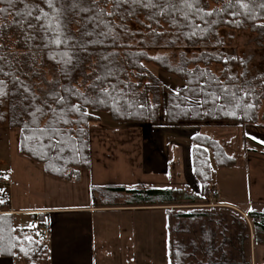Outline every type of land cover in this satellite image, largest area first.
<instances>
[{
  "label": "trees",
  "instance_id": "1",
  "mask_svg": "<svg viewBox=\"0 0 264 264\" xmlns=\"http://www.w3.org/2000/svg\"><path fill=\"white\" fill-rule=\"evenodd\" d=\"M70 3L71 0H60L56 8L62 10L61 18L68 22L66 32L74 39L67 45L57 46L49 43L55 39L54 32H48L45 39L42 31L34 32L27 27L31 18L24 15L33 4H39L50 16L54 9H48L42 0H13L12 3L0 0V8L6 9L0 13V45H3L0 56L5 57L0 66L9 73L0 72L7 93L0 100V128L17 130L20 154L42 165L49 177L74 183L81 180L84 172L90 171L92 130L102 122V114L109 115L119 125L180 128L220 124L242 129L264 128V68L253 76L249 70L250 61L225 53L203 52L189 57L183 52L175 63L168 56L153 57L148 52L176 49L178 44H183L186 50L200 49L219 40L225 31H249L263 38L264 9L252 6L249 11L235 3L228 7L227 0H202V7L216 11L213 16L201 20L199 15L193 14V9L189 21L206 31L198 29L197 34L189 38L185 33H191L193 28L181 27L186 23L183 12L148 18L160 11L164 0H158L155 8L122 6L116 14L100 17L111 27V32L104 24L96 27L88 22L89 17L97 15L96 11L80 12L70 8ZM90 6V0H80V7ZM100 8L107 12L113 5L101 0ZM129 11L134 14L128 15ZM18 12L21 15L18 16ZM36 14L33 10V15ZM140 18L153 37L150 42L143 40V33L130 27ZM172 19L178 20L179 24H171ZM205 20L215 23H205ZM164 27L169 31L161 32ZM85 29L92 35H85ZM100 32L108 35H100ZM33 35L36 38L30 40ZM170 35L173 39L168 40L167 45H161ZM63 52L72 57L67 65L64 60L68 57L60 55ZM109 53L114 55L108 56ZM105 56L108 59H104ZM149 65L178 79L182 87L178 90L168 87L150 71ZM17 76L19 82L15 80ZM97 76L101 79L97 80ZM112 85L116 86L114 90ZM77 90L83 96L75 94ZM52 91L66 97L67 103L63 107L79 104L81 112L61 113V105L49 95ZM85 97L89 103H85ZM249 104L253 107L249 108ZM37 107L42 111L37 112ZM65 120L69 123H64ZM50 121L54 122L51 129L59 130L58 135L52 130L41 133V129L50 127ZM191 140V165L194 178L201 186V196H180L183 193L180 190H134L128 191L133 195L132 204L156 206L175 201L179 206L185 201L195 206L210 199L216 170L232 167L236 160L227 154L219 141L203 133L196 134ZM10 209L9 196L0 192V256L12 259L15 264H49V252L38 230L18 226L14 216L9 214ZM186 216L181 211L176 217L180 223ZM248 216L255 232L264 233V213L252 211ZM177 227L178 233L184 231L180 230V224ZM184 248L183 243L177 241L173 264H189L185 261Z\"/></svg>",
  "mask_w": 264,
  "mask_h": 264
},
{
  "label": "crops",
  "instance_id": "2",
  "mask_svg": "<svg viewBox=\"0 0 264 264\" xmlns=\"http://www.w3.org/2000/svg\"><path fill=\"white\" fill-rule=\"evenodd\" d=\"M219 125L189 126L185 130H196L193 132L195 136L197 133L205 134L206 128ZM161 126L154 128L121 124L118 126L120 128L113 129L132 132L140 139V163L135 167L138 176L121 179L120 183L107 180L109 175L104 172V175L98 174L99 179L96 177L92 147L90 171L84 172L81 180L74 183L49 177L42 165L26 157L21 159L14 156V161L9 158L7 162H2L5 170L0 173V192L10 198L9 214L14 216L15 223L23 228L35 227L39 232L41 222H49L50 238L43 241L49 252V264L175 262L178 233L175 201L156 206H138L131 203L133 195L128 193L143 189L177 190V174L173 167L178 146L174 144V139L168 138L174 136L169 132L172 129ZM96 129H101V126L93 128L92 132ZM154 130L158 132L154 133ZM244 137L245 141L251 140L249 136ZM166 147L167 152L171 151L169 153L172 158L165 152ZM261 148L264 149V146ZM116 164L119 168L127 169V162L117 161ZM211 202H202L204 205L199 209L190 207L185 210V260L190 259L197 264H264V250L260 258L256 255L246 257L244 254L236 256L225 252L233 250L230 242L240 241L243 234L239 230H228L234 228L235 221L230 227L223 223L225 213L236 218L237 224L243 222L241 216L250 222L248 213H264V200L258 201L255 207L250 204L245 211L227 203ZM251 226L248 227L253 234ZM204 258L207 261L204 262ZM0 264L15 263L12 259L0 256Z\"/></svg>",
  "mask_w": 264,
  "mask_h": 264
},
{
  "label": "rangeland",
  "instance_id": "3",
  "mask_svg": "<svg viewBox=\"0 0 264 264\" xmlns=\"http://www.w3.org/2000/svg\"><path fill=\"white\" fill-rule=\"evenodd\" d=\"M144 25H146L145 21L140 18L133 21L130 24V27H132V30L136 32L143 33V40L150 42L153 37L150 36V32L146 30ZM164 31L167 32L169 29L164 27L161 32ZM219 37V40H215L209 43V45L206 44L196 50H186L183 44H178L176 49H163L158 51L151 50L148 52L153 57L168 56L175 63L179 61V56L183 52L189 57L199 55L203 52L216 54L225 53L233 56L234 58L236 57L250 61L249 70L253 76H257L261 73L264 68V37L260 38V35L253 34L249 31L239 33L225 31ZM172 39L171 35L168 36L161 45H167L168 40ZM148 68L152 73L166 82L168 87L175 90L182 87L181 81L161 72L157 67L149 65ZM214 70L218 71V68H214ZM101 118L102 123L96 124L94 127L99 128L101 126V129H96V131L92 132L91 143L94 161L93 169H95L96 177L99 179L100 173L104 172L109 175L106 177L107 180L110 179L112 182L120 183L119 180L121 179L125 180L129 177L138 176L135 167L138 163H140L139 137L129 131L121 132L113 130L120 128L118 127L120 125H116V123L110 119L109 115L102 114ZM219 126L220 127L206 128L204 133L222 143V146L225 148V151H227V154L236 160V164L232 167H225L216 170L213 180V189L210 195L211 200L208 199L202 202L205 203L206 201H212L211 203H218L219 201L245 211L248 209L250 204L255 207L258 201L264 200V149L261 148V146H264V128H248L245 130L239 128L238 126ZM161 127L163 128L164 125ZM171 129L172 130L169 132H172L174 136L171 135L168 138L170 140L174 139V144L177 143L176 146H178L175 152L176 156L174 157L175 167H173L176 169L177 174V190L183 192L180 196H184V194L201 196V186L196 178H194L193 170L191 171L192 157L190 151L192 143L190 138L193 137V132H196V130L187 131L185 130L186 128L182 127ZM156 132H158V130H154V133ZM244 136H249L251 140L249 139L248 141H245L246 137ZM18 143L19 134L17 130L0 128V173L5 170L2 162H7V159L10 158L14 161V156H16L15 158H25L19 153V149L17 147ZM165 152H167V147L165 148ZM169 152H167V155L172 158ZM117 161L127 162V169L119 168V165L116 164ZM18 171L19 166L17 165L16 172ZM104 173L102 174L104 175ZM1 175L2 174H0V176ZM214 194H217V196H214ZM202 202H199L198 205L190 206L189 204H186L187 202L182 201L179 203V206L176 205V214L181 211L185 212V210L190 207L199 209L198 207H202L204 205ZM201 210L202 209L199 211ZM223 216H225L223 217V223L226 226H232V224H234L232 222L234 221L236 223L234 224V228L230 227L228 230H239L241 234H243L240 238L241 240L239 239L240 241L230 242L234 249H230V251L225 250V252L236 256L244 254L246 257L256 255V257L260 258L261 255H263L261 252L264 250V233L255 232V229L253 228L254 232L251 234V228L248 226L252 225L251 227H253V223L251 222L248 214L247 217L250 222L241 216L243 222L240 224H244L242 226L237 224L236 218H233L231 215H226L225 213ZM178 224L181 226L180 230L184 228V220L179 223L177 219V226ZM176 237L177 241L183 243L184 245V232L177 233ZM147 249L148 247L146 250ZM162 251H164L163 248ZM250 251L252 252V255ZM199 253L200 252L197 254ZM198 261L199 259H197V262ZM205 261H207V259H205L204 262ZM186 262L189 264H197L192 262L190 259ZM161 264H166V262L162 261Z\"/></svg>",
  "mask_w": 264,
  "mask_h": 264
},
{
  "label": "snow or ice",
  "instance_id": "4",
  "mask_svg": "<svg viewBox=\"0 0 264 264\" xmlns=\"http://www.w3.org/2000/svg\"><path fill=\"white\" fill-rule=\"evenodd\" d=\"M9 3H12L13 0H8ZM22 2V0H21ZM60 0H42V3L47 6L48 9H54V14L50 16L49 12L46 11L43 7H41L39 4H33L30 9L24 13L25 16L30 17L31 19L27 22V27L29 29H32L34 32L36 31H42L45 35L44 38H47L48 32H54L55 39L50 40L49 43H54L57 46H60L61 44L67 45L70 40H73L74 38L67 34L66 28H67V20L66 18H61V12L62 10L59 8H56V4L59 3ZM91 6L88 8L80 7V0H71V3L69 5L70 8L73 9H79L80 12H88V11H96L97 15L89 17L88 22L93 23L96 27H99L101 24H104L105 27H108L109 32H111V27H109L108 23H106L103 19H100L102 16H112L116 14L117 10H119L122 6H143L144 8H155L158 6V0H103V3H111L113 5V8L111 11L105 12L104 9L100 8L101 0H90ZM235 4H238L243 9H248L249 11H252V6L259 7L261 9H264V0H227V6L232 7ZM202 0H164V4L160 6V11L158 13H153L148 18L151 20L155 16H170L175 12H183V18L185 20V24L181 25V27H192L193 31L191 33H185L186 36H189L191 38L192 36H195L197 34L196 30L206 31L205 29H201L199 24H195L189 21V13L192 12L193 9H195V12L193 14L199 15V18L201 20H204L205 16H213L216 10L208 11L205 7L201 6ZM33 10L36 11V15H33ZM6 9L0 8V13L5 12ZM128 15L134 14L132 11H129L127 13ZM17 15H21V13H17ZM32 20L35 21V24L32 23ZM205 23H215V21H204ZM16 23H23V21H17ZM156 23H159V20H156ZM171 24H179V21L176 19L170 20ZM149 28H151V24L148 25ZM155 32V30L153 29ZM84 34L91 36L92 33L90 31L84 30ZM100 35H108L107 32H100ZM160 34V33H158ZM61 36L64 37V39H61ZM35 35L30 36L29 39H35ZM90 43H95V41H89ZM47 47V44L44 45ZM3 48V45H0V49ZM62 57H68V59L64 60V64L67 65L71 62L72 57L69 56L68 52L60 53ZM114 53H109L108 56H112ZM108 56H105L104 59H108ZM5 60L4 56H0V61ZM0 72H3L4 75H9V73L4 72V69L2 66H0ZM14 75V74H13ZM97 80H100L101 77L97 76ZM15 80L19 82V77H15ZM22 83V82H21ZM113 90L115 89V85L111 86ZM24 90L27 92V87L24 88ZM67 91V89H65ZM102 92H106L107 89H101ZM77 95L83 96L82 93H79L78 90L76 91ZM7 95L5 91V85L4 81L0 80V100H2L3 97ZM49 95L55 97V102L59 105H61V113H67L68 111H75V112H81L82 106L79 104L71 105L70 107H63L67 103L66 97L59 95L58 92L52 91L49 93ZM88 99L85 97V103H89ZM47 103V101H45ZM49 107H51L49 105ZM239 107V105H237ZM249 108L253 107V105L249 104ZM37 112H41L42 108L37 107ZM53 111H55L53 109ZM83 115H88L87 112H83ZM35 115V113H33ZM2 118V116H0ZM50 127L48 129H41V133L47 132L49 130H52L54 134L58 135L59 130H53L51 129V125L54 122H49ZM64 123H69V121L65 120Z\"/></svg>",
  "mask_w": 264,
  "mask_h": 264
},
{
  "label": "built area",
  "instance_id": "5",
  "mask_svg": "<svg viewBox=\"0 0 264 264\" xmlns=\"http://www.w3.org/2000/svg\"><path fill=\"white\" fill-rule=\"evenodd\" d=\"M214 196H216V194H214ZM49 234H50V226L46 220V221H43L41 226H40V234L39 235H40L41 239L47 240L50 237Z\"/></svg>",
  "mask_w": 264,
  "mask_h": 264
}]
</instances>
